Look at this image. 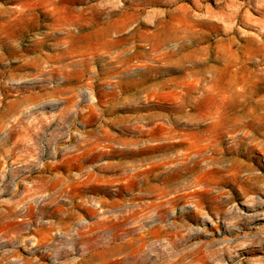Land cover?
<instances>
[{
    "label": "rangeland",
    "instance_id": "1",
    "mask_svg": "<svg viewBox=\"0 0 264 264\" xmlns=\"http://www.w3.org/2000/svg\"><path fill=\"white\" fill-rule=\"evenodd\" d=\"M0 264H264V0H0Z\"/></svg>",
    "mask_w": 264,
    "mask_h": 264
}]
</instances>
